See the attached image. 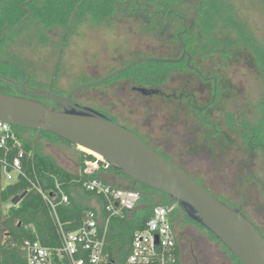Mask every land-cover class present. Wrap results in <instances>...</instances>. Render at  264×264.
<instances>
[{"label": "rangeland", "instance_id": "rangeland-1", "mask_svg": "<svg viewBox=\"0 0 264 264\" xmlns=\"http://www.w3.org/2000/svg\"><path fill=\"white\" fill-rule=\"evenodd\" d=\"M181 1V9L187 13L188 24L194 25L196 30L195 43H206L204 29L207 27L202 25L203 17L197 12L200 2ZM231 1L241 10L242 17L244 16L258 34H261L264 28V13L258 9L255 2ZM105 23L104 26L93 28L82 27L71 35L54 31L48 35L46 44L41 43L39 39L30 46L27 41L31 37L28 36L31 32H26L28 38L26 43L20 44L22 48L18 55L26 62L28 71L34 78L33 84L29 85L30 89L48 92L55 87L59 93L67 95L73 89L98 81L137 60L180 56V43L176 37L178 30H174L176 27L159 28L155 26V20L149 21L144 13L135 11H124L120 16L116 14ZM17 48L14 44L9 45L8 49L10 53L16 54ZM234 65L230 72L231 80L223 77L221 81L224 92L215 105L217 121L223 133L227 131L225 127L227 115L242 112L244 108L249 110L257 102L258 97L255 88L256 73L248 59L236 57ZM173 66L168 63H140L113 77L107 85L80 90L75 96V101L86 106L108 105L107 107L111 109L109 111L120 119L129 116L135 118L145 131L161 142L160 145L165 147L163 149L173 148L172 150L182 153L190 165L200 170L199 177L204 178L209 188L220 194V198L237 206L243 198L242 178L245 174L253 173L264 181V155L247 147L242 136L236 133L231 145L224 141L223 133L214 141H205L202 135L199 136L204 128L195 114L189 110H176L175 104L172 105L159 96L144 97L131 89L132 86L154 87L157 80L160 81H157L159 83L156 85L165 92L172 88L180 89L184 83L182 73L174 70L173 81L168 84L165 78L167 71ZM130 78H135L136 82L129 84ZM22 82L15 83L20 85ZM1 88L5 92L11 91L7 86ZM209 93L208 88L198 93L201 106L210 101ZM51 105L52 110L60 111L59 106L53 103ZM226 108L227 110H224ZM22 134L44 155L51 157L59 166L74 174L80 171L79 152L89 154L50 135L36 132ZM92 156L97 159L96 156ZM85 166L87 168V165ZM99 178L120 189L127 188L129 183L114 170H101ZM143 192L151 193L149 190ZM76 197L95 210L99 225L103 226L105 222L101 217L98 198L85 197L82 192H77ZM8 208V205L5 206L6 210ZM136 208L138 210L141 206L138 205ZM243 211L264 231V191L251 179L246 181ZM179 219L181 221L174 231L180 242L183 264H240L208 231L197 224L186 222L182 215ZM123 253L125 251L117 254V260L121 259Z\"/></svg>", "mask_w": 264, "mask_h": 264}, {"label": "trees", "instance_id": "trees-1", "mask_svg": "<svg viewBox=\"0 0 264 264\" xmlns=\"http://www.w3.org/2000/svg\"><path fill=\"white\" fill-rule=\"evenodd\" d=\"M197 1L201 4L197 7V12L203 17L202 25L207 27L204 29L206 31L204 35L206 43L203 44L205 46L203 49L207 51V45L220 43L226 53L228 50H234L237 58L245 57L248 59L251 67L255 70V88L258 92L257 102L249 110L244 108V111L239 112L241 113L240 116L236 115L231 118L230 124H237L241 127L240 136H242L247 147L264 155V28L261 31L262 33L258 34L249 21L244 16L242 17L241 10L231 0ZM253 1L258 9L260 8L264 13V0ZM181 4V0H0V37L5 26L18 29L20 21L29 16L23 22L21 31H6L4 40L0 41V60L20 63L30 74L28 65L18 55L21 46L26 43L28 38L26 32L28 31L31 32L28 35L31 37L27 41L29 46L35 43L36 40L39 41V39L41 43L46 44L48 35L54 31L71 35L77 33L82 27L104 26L105 22L111 20L116 14L122 15L124 11L148 10L150 12L186 16L187 13L181 9ZM155 24V26L161 27L159 24ZM196 26L198 27V23H196ZM175 27L180 31L182 29L181 22L176 23ZM195 32L193 25L188 33L193 37V42L196 41ZM14 44L18 47L16 54L10 53L8 49L9 45ZM1 79L16 84L15 82H24L26 76L20 67L11 63L0 62V92L8 94L1 88L7 86ZM33 79L30 74L29 85L33 84ZM157 81L155 85L159 83ZM48 92L62 96V93H59L55 87ZM13 130L23 142L25 151L23 164L28 176L34 179L37 175L44 183L45 189L48 190L55 188L53 179L55 177L64 192L70 197L68 204L58 207V215L65 225V230L78 231L83 225L86 214L89 211H95L77 198L76 193L82 192L85 197H97L101 205L103 221L105 222L110 218L107 227H105V224L99 226L100 237L104 238L102 264H128V255L134 241L135 232L144 231L147 228L155 207L172 204L170 198L141 184H136L134 191L138 193V199L134 208H123L118 215L112 216L106 210L107 201L104 196L82 190L84 181L99 178L100 171L92 175L84 174L86 163L96 160L92 155L79 152L80 171L78 174H74L68 172L51 157L44 155L35 148L31 141L23 136L22 132H36L57 139L61 138L43 131L26 130L18 127H13ZM63 141L71 144L65 140ZM110 170L114 169L111 167ZM114 171L116 174L122 175L120 172ZM122 176L129 181L127 188L123 189H130L132 181L126 176ZM143 190H149L151 193L146 194ZM22 195L24 197L18 200ZM216 198L228 204L224 199ZM7 205L9 206L8 210L5 209ZM138 205L141 208L136 210ZM180 215L183 216L186 222L197 224L182 211V208H178L170 216L174 230L181 221L179 219ZM174 235L176 239L175 250L164 251L161 248H156L155 254L146 264H183L178 236L175 233ZM27 241H40L43 245L49 247L58 246L59 237L55 220L42 196L31 189L27 180L19 178L16 182H5L3 167L0 164V264H23L26 260L24 245ZM123 251L125 253H123L120 260H117V254Z\"/></svg>", "mask_w": 264, "mask_h": 264}, {"label": "water", "instance_id": "water-1", "mask_svg": "<svg viewBox=\"0 0 264 264\" xmlns=\"http://www.w3.org/2000/svg\"><path fill=\"white\" fill-rule=\"evenodd\" d=\"M28 18L29 16L20 21L18 29L5 26L0 41L4 40L7 30L21 31L23 22ZM179 61L181 59H140L98 81L77 87L67 97H63L51 92L27 91L30 74L26 68L14 61L0 60L23 70L26 79L21 88L27 96L19 97L0 92V122L26 130L50 133L77 147H84L101 155L114 170L132 181L131 188H122L123 191L138 195L134 187L141 184L166 195L170 198V203L183 208L191 220L211 233L240 264H264V237L242 212L245 195L238 207L221 202L180 168L150 148L132 131L96 110L72 102V97L78 91L100 85L140 63ZM1 80L7 85H13L8 80ZM139 91L145 95L159 92L145 88ZM39 99L58 103L69 110H51ZM23 197L24 195L18 200ZM158 245L159 238L156 236L155 246Z\"/></svg>", "mask_w": 264, "mask_h": 264}, {"label": "built area", "instance_id": "built-area-1", "mask_svg": "<svg viewBox=\"0 0 264 264\" xmlns=\"http://www.w3.org/2000/svg\"><path fill=\"white\" fill-rule=\"evenodd\" d=\"M25 151L23 142L17 137L13 126L0 122V164L6 183L16 182L19 178L27 180L31 189L38 192L46 202L57 226L58 246H45L40 241H27L24 245L26 260L23 264H102L104 238L99 234L98 216L93 211L86 214L83 225L78 231H67L58 215V207L68 204L70 197L64 192L57 178L55 188L45 189L44 183L35 175L30 178L25 171L23 159ZM84 174L92 175L97 171H109L111 164L104 158L86 163ZM46 185V184H45ZM82 190L102 195L107 201L106 210L112 216L121 209H133L138 199L135 193L123 191L99 178L86 180ZM176 209L175 204H163L154 208L152 216L144 231H136L128 255V264H146L155 254L156 248L173 251L176 239L170 216ZM110 218L105 221V227ZM159 245L155 246V237Z\"/></svg>", "mask_w": 264, "mask_h": 264}, {"label": "flooded vegetation", "instance_id": "flooded-vegetation-1", "mask_svg": "<svg viewBox=\"0 0 264 264\" xmlns=\"http://www.w3.org/2000/svg\"><path fill=\"white\" fill-rule=\"evenodd\" d=\"M28 10V8L26 7ZM136 13H144L146 19L149 21L155 20V23L159 24L162 28H174L176 23L181 22L182 29L178 32L176 31V37L180 43V56L178 58H169L168 60L177 61L179 62H170L168 64L174 65L172 69H169L165 75L167 80V84L173 81V76L175 74L174 70L182 73L184 83L180 89H173L169 92H165L159 85H155L154 87H140V86H132L131 89L133 92L143 95L144 97H154L159 96L163 98L165 101L169 102L170 104H175L176 110H189L193 114H195L196 119L202 122L203 130L202 134L200 133L199 136L202 135L203 140L205 141H214L217 137L221 136L223 133L220 130V123H218V113L216 114V107L215 105L218 103L219 97L222 95L224 90L221 87V81H223V77L229 81L231 80V69L235 66L236 63V51L228 50L226 53L224 48L220 43L207 45L208 50L205 51L203 48L205 47L203 44H198L197 42H193V37L188 35L189 31L193 26L188 24V17L186 16H179L177 14H170V13H163V12H150L148 10H139ZM211 63V64H210ZM208 70H207V69ZM209 72H207V71ZM222 72H224L222 74ZM227 73V75L225 74ZM112 79V78H111ZM110 79V80H111ZM110 80L97 85V86H104L107 85ZM225 80V81H226ZM136 82L135 78H130L128 81L129 84H134ZM7 85L11 91L8 92L9 95L19 96V97H27L24 91L21 88V85L14 84ZM145 88L148 90H157L159 91L156 94L145 95L144 93L140 92L139 89ZM204 88H208L210 94V101H208L205 105L201 106L199 101V94L200 92H204ZM27 91L33 92L30 89L29 84L26 87ZM35 92V91H34ZM38 92V91H36ZM40 92V91H39ZM71 92V91H70ZM69 92V93H70ZM79 92V91H78ZM77 92V93H78ZM68 93V94H69ZM77 93L74 94L72 97V102L84 107L91 108L93 110L98 111L99 113L103 114L107 118L111 119L112 121L118 123L119 125L127 128L128 130L132 131L136 136H138L145 144H147L150 148L164 157L167 161L174 164L178 168H180L184 173H186L190 178L200 184L204 189H206L210 194L214 197H220L221 195L216 193L213 189L209 188L205 182L203 177H199V171L193 165H190L183 156L182 153L176 152L172 150L173 148H166L163 147L161 142L157 138H155L151 133H148L144 130L143 127L140 126L139 122L135 120V118L129 116L123 119L118 118L116 115L112 114L111 109H109L108 105H102L101 107L95 106H86L77 101H75V96ZM199 93V94H198ZM67 95L62 94L63 97H67ZM61 96V95H60ZM41 103L52 110L53 103L56 106H59L60 111L69 110L63 108L58 103L46 100V99H39ZM114 110V109H112ZM220 110V109H219ZM224 110H227L224 109ZM230 110H234L231 109ZM228 114V113H227ZM241 113H233L228 114L226 117V132L222 134L224 141L227 144L231 145L233 142L234 134L241 135V127L237 124L231 125L230 121L231 118L240 116ZM239 127V129H237ZM248 179L254 180L264 191V181L253 173H247L242 178V185H243V196L246 195V181ZM245 184V188H244ZM231 207H238L241 202L236 206L228 201H226ZM173 204V203H172ZM176 209L181 208L179 205H176ZM242 212L243 211V204H242ZM247 217V215H245ZM249 219V217H247ZM261 232L264 237V231L255 224L251 219H249ZM173 232H176L173 229ZM178 245L180 248V242L178 240Z\"/></svg>", "mask_w": 264, "mask_h": 264}, {"label": "bare ground", "instance_id": "bare-ground-1", "mask_svg": "<svg viewBox=\"0 0 264 264\" xmlns=\"http://www.w3.org/2000/svg\"><path fill=\"white\" fill-rule=\"evenodd\" d=\"M82 151H84V152H86V153H89V154H92V155H94V156H96L98 159H102L103 157L101 156V155H99V154H96V153H94V152H92V151H90V150H88V149H86V148H84V147H79Z\"/></svg>", "mask_w": 264, "mask_h": 264}]
</instances>
